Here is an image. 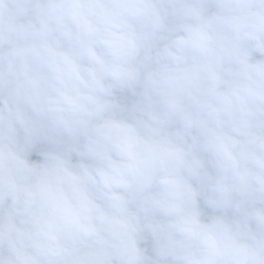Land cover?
<instances>
[{
    "label": "clouds",
    "instance_id": "clouds-1",
    "mask_svg": "<svg viewBox=\"0 0 264 264\" xmlns=\"http://www.w3.org/2000/svg\"><path fill=\"white\" fill-rule=\"evenodd\" d=\"M0 264H264V0H0Z\"/></svg>",
    "mask_w": 264,
    "mask_h": 264
}]
</instances>
